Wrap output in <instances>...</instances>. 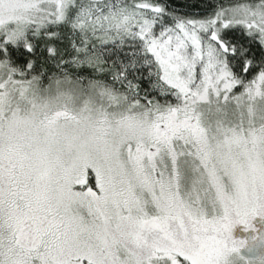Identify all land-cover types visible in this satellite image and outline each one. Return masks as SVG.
<instances>
[{
	"label": "snow or ice",
	"instance_id": "1",
	"mask_svg": "<svg viewBox=\"0 0 264 264\" xmlns=\"http://www.w3.org/2000/svg\"><path fill=\"white\" fill-rule=\"evenodd\" d=\"M257 220L264 0H0V264H264Z\"/></svg>",
	"mask_w": 264,
	"mask_h": 264
},
{
	"label": "water",
	"instance_id": "2",
	"mask_svg": "<svg viewBox=\"0 0 264 264\" xmlns=\"http://www.w3.org/2000/svg\"><path fill=\"white\" fill-rule=\"evenodd\" d=\"M261 229H264V228H261ZM250 247L253 248V251L251 253H247V249H245L246 254H249L253 258H256V259L264 258V243L250 244Z\"/></svg>",
	"mask_w": 264,
	"mask_h": 264
},
{
	"label": "flooded vegetation",
	"instance_id": "3",
	"mask_svg": "<svg viewBox=\"0 0 264 264\" xmlns=\"http://www.w3.org/2000/svg\"><path fill=\"white\" fill-rule=\"evenodd\" d=\"M257 225L258 227L260 228H264V222L260 221V220H257ZM234 236H237V237H243V238H246L247 236H250L252 233L251 232H245L242 228V226H237L235 229H234V232H233Z\"/></svg>",
	"mask_w": 264,
	"mask_h": 264
},
{
	"label": "rangeland",
	"instance_id": "4",
	"mask_svg": "<svg viewBox=\"0 0 264 264\" xmlns=\"http://www.w3.org/2000/svg\"><path fill=\"white\" fill-rule=\"evenodd\" d=\"M77 103H79V101H77Z\"/></svg>",
	"mask_w": 264,
	"mask_h": 264
}]
</instances>
